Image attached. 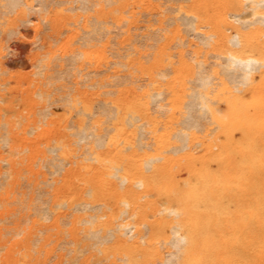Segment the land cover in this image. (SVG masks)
Segmentation results:
<instances>
[{"label":"bare ground","instance_id":"6f19581e","mask_svg":"<svg viewBox=\"0 0 264 264\" xmlns=\"http://www.w3.org/2000/svg\"><path fill=\"white\" fill-rule=\"evenodd\" d=\"M151 1L0 0V74L9 47L3 38L20 32L19 24L33 23L36 35L40 22L68 33L58 46L56 40L39 45L45 50L32 75L48 80L54 70L55 80L69 78L71 85L53 86L62 92L54 95L43 89L46 82L36 83L26 92L27 122L17 132L27 142L26 134L38 129L32 110L40 104L37 97L44 103L39 111L46 127L35 138L52 155L44 156L37 145L30 147L31 155L48 158L40 162L49 169L45 172L60 177L44 176L43 184L52 191H45L49 197L43 203L35 199L43 205L34 203V222L41 232L51 217L57 228L64 222L60 218L71 217L65 222L71 224L72 241L82 231L100 253L112 241L119 264H264V0H165L162 10ZM51 2L55 6L49 9ZM174 2L183 12L171 31L176 51L167 52L165 43L152 56L141 52L137 34H131L139 28L137 14L154 6L169 15ZM33 13L39 18L32 20ZM170 18L164 16L168 24ZM159 21L147 30L158 40L170 39L164 20ZM112 34L127 46L123 53H112L116 60L108 55ZM76 42L79 46L72 48ZM99 74L103 77L92 78ZM6 98L0 87V129L6 130L0 133V147H9L8 132L14 128L4 117L10 111L1 105ZM0 162L12 168L1 154ZM1 174L3 188L12 172ZM66 243L71 242L61 244ZM33 252L15 257L8 251L4 264H37Z\"/></svg>","mask_w":264,"mask_h":264},{"label":"rangeland","instance_id":"374dc122","mask_svg":"<svg viewBox=\"0 0 264 264\" xmlns=\"http://www.w3.org/2000/svg\"><path fill=\"white\" fill-rule=\"evenodd\" d=\"M48 1H50V0H48ZM163 1H164V3H163ZM163 1L162 0H158V1L153 0L151 2H152V5L157 4V2H158V4H160V8L162 10V9H165L164 7H166V5H167L166 1L165 0H163ZM162 3L164 5H162ZM182 3H185V2H182ZM180 4H181L180 2H174L172 4L171 9H170L171 13L169 15L166 12L163 13L162 15H160V13H159L160 9L157 10L156 7H154V6L150 7V10L148 13L137 14V16H138L137 24H138L139 28L132 29L131 34H133V35L137 34V38H135V45L137 47L140 46L138 49L141 52L150 53V55L152 56L165 43H169V46L166 48L167 52L174 53L176 51V48H174V47L172 48V46L174 45L173 43L176 40L174 38H172L175 36V34H174V32H171V31H174L176 28V25H177L176 23H173V21H175L177 23H181L180 17L182 16L183 12H182L181 8H179ZM54 6H55V3L53 4V2H51V3H49L48 8L51 9V7H54ZM152 15H153V17H152ZM165 15L171 17L170 18L171 23H169L171 25H169L167 23L168 20L164 19ZM32 16H34L35 18ZM31 18H32V20H35L39 17L36 13L35 14L33 13V14H31ZM152 19L154 20V22L151 21ZM160 19L164 20L163 27H166V29H167L166 33L170 36V39H168V40H165L164 38L162 40L161 39L158 40L157 35L152 34L146 28L147 25H151L152 28H157L160 24V21H159ZM42 23L44 24V22H40V28L41 29H39L38 35H36L32 29L33 23H31V25H30V23H23V24L18 23L20 25L18 30L20 32L13 33L14 35L10 34L13 38L10 35H6V37L4 36L3 40H5L8 43H6L2 40V42H4L7 47L9 46L8 49L11 51H9L7 48H6V50H4L8 54L6 55L5 58H3V61H5V73L3 72V74H0V83L4 81L5 86H0V87H1V92L6 93L7 98H6L4 103H1V105L2 106L7 105L10 107V111H8L4 117L9 118L11 123L14 125V128L12 129V132H8V136L11 137L9 147H2V146L0 147V154L3 155L7 160H9L12 163V168H11L10 166L7 167V166H5V164L0 162V164L2 163L1 164L2 166L0 167L1 173H3L6 170H10V172H12L11 177L7 178L4 181V185H2L3 188L0 187V198L3 197L2 201L0 202L1 203L0 204V211L2 210V212H0V228H2V229H0V264H4L3 260L6 261L8 254H9L8 251L10 252L11 255H14L15 257H19L20 254L25 252V251H29L31 254L34 251L33 256L37 257V264H67V262L69 260H71L72 258H76L75 264H90V263L95 264V262H96V264H100V263L101 264H111V263L112 264H119L120 262H119V260H117V255L115 253V247H114L112 241L105 242V247L107 248V251L105 253H100L98 251V249L96 248L98 246L94 247L95 244L92 240H89L87 238L84 239V235H82L83 234L82 231H76V233L74 234L76 241H72L71 238L73 235L69 231L71 228V224L69 222H68V224L66 223L67 221L71 220V217L68 218V216H65L64 218L67 220L63 219V217L60 218V221H64V222H62V223L60 222L59 228L52 225L53 217H51L50 219L43 222L46 225V227L43 228L44 230L41 231L42 233L38 229L39 225L35 224V222H34L35 217H37V214L36 215L34 214L36 209H37V208H35V205L37 204L36 207H38V206L40 207V205L42 206L43 205V204H41V203H43L42 200L47 199L49 197V195H48L49 192L52 191V187L45 186V183L43 184L42 180L44 179V176L48 177V178H50V177L59 178L60 175L59 176L58 175L50 176V173H46L47 171L45 172V170H49V169L46 167H43L44 163H42V165L40 163V162H44L45 159L47 161L48 158H46V157H50L52 154L49 152H46L47 150H45V145L43 143H40V141H39L40 138H38V137L35 138L36 133L40 132L43 128L46 127V124H44V123H46V119H41L43 117L42 116L43 113L41 114V112L39 111V110H41V105H43L44 103L42 101H40L37 97H35V99L38 102H40V104L37 105L35 108H32V110L34 111L33 116L35 117L36 121H39L36 123L39 126L38 129L36 130V132L32 133L31 135L26 134V137L28 140L27 142L23 141L21 139L22 138L21 133L17 134V132L21 129V127L24 124H26L27 121L24 119V117L27 116L29 113V110H28L29 107L27 106V103L25 100L26 92L32 90L36 83L41 84L40 81L46 82L45 85H42L43 89L52 91V93L54 95L61 94L62 92L60 90H56V88L51 89V88H53V86L57 87L60 84H64L66 87H68L71 85V83H70L71 79H69V78H67L69 82L65 78H63L64 80L63 79L62 80H55V78L57 76L56 75L54 76V74H56V73L53 74L54 70L49 71V73L51 74L52 77H51V79H48V80L44 79L42 76H41L42 78L39 77L37 74L32 75V72L35 70L34 65L37 63V61L39 59H41L43 57L42 55H43L45 48L40 47L42 45V43L46 42L47 40H52V41L56 40V43H54V45L58 46L62 42V40L66 38V35L68 34L66 32V30L63 28H57L56 31L53 32L51 29L48 28V26L46 24L43 25ZM165 23H167V24H165ZM23 26H28V27L23 29L22 28ZM41 26H43V27H41ZM44 26H47V27H44ZM179 26H181V25H179ZM141 28H143V29H141ZM183 28L181 26L180 29L183 30ZM44 30L46 32H43ZM114 30L113 31L115 33L118 32L117 29H114ZM51 33L53 34L52 37L49 36ZM60 33H64V34L60 35ZM144 34H147V36L143 37L142 35H144ZM157 34H159V33H157ZM183 35L185 36L187 41H191L193 43H198L197 37L195 38V36L188 35L187 33H183ZM186 35L189 36L190 38L187 37ZM38 36H39V38H38ZM47 36H48V39H47ZM112 37H113L112 41L114 43L111 41L112 44L111 43L109 44L108 55L112 60H116L115 59L116 54H112V53H115L117 51H120L119 53H123L125 51V49L127 48V46H126V44L123 46L119 45L118 41L121 39V36H119L117 34H112ZM134 37H132V38L134 39ZM11 39H13V41ZM151 39L152 40L157 39V40L152 41ZM8 40H11V42H9ZM31 41L32 42L34 41V42L32 43ZM142 42H144V44H142ZM11 43L17 44V46L19 45L18 46L19 49L15 45L18 50L17 49L14 50V46H13L14 44L12 45ZM5 44H3V45H5ZM76 46H79L78 42L74 43L72 45V48H74ZM10 47H11V49H10ZM141 47L143 48V50H141L142 49ZM146 47H147V49L150 47L148 51H147ZM187 47L188 46L186 45L184 48L186 49ZM192 48L194 49V46ZM39 49H41L42 51ZM12 51H13V56L10 55V54H12ZM70 53H71V51L67 49L66 54L70 55ZM8 55L11 56L10 59H9V57L7 58ZM67 55H65V57ZM12 60H13V62L10 63ZM173 60H176V58L174 57ZM67 61H68L67 57L64 58V56H63V58L60 61V63L63 65V68L67 67V64H66ZM208 61L212 62L213 59L209 58ZM11 74H12V76H11ZM58 75H59V73H58ZM61 75H63V74H61ZM63 77H64V75H63ZM102 77H103V74L92 76L93 79H100ZM29 79H30V82H29ZM77 79H78L79 85H80L81 80L79 77H77ZM49 80L51 81V83ZM7 83H9V84H7ZM30 84H31V86H30ZM105 89H108V88H105ZM9 90H12L16 93L9 95L7 93ZM46 105H47V103H46ZM49 108H51V107H49ZM29 117H30V119L32 118L31 115ZM4 131H6V130L0 129V133L4 132ZM19 145H20V147H19ZM35 145H37L40 149H44V156H46V157L41 158L42 157L41 154L31 155V151H30L31 148L30 147L35 148ZM1 148H3V149H1ZM36 160H37V162H36ZM33 163H35L36 165H34ZM39 168H40L41 173L38 175L36 172H38ZM23 170H24V172H23ZM48 172H50V171H48ZM48 174H49V176H47ZM1 178H3L2 174L0 175V180H2ZM20 178H21V180H20ZM40 180H41V182H40ZM22 182H23V184H22ZM26 183H28V184H26ZM27 185H29V187ZM42 186H44V187H42ZM34 190H41V192L40 191L36 192ZM5 191H7L8 193L6 194ZM45 191H49V192H45ZM35 192L39 195H37ZM34 193L40 197L35 196ZM41 194H43V195L41 196ZM23 196H25L26 199ZM35 199H39V201L41 203ZM25 200H26V202H25ZM17 202H19L21 205L20 204L18 205ZM36 202H38V203H36ZM9 203H11V205ZM34 203H36V204H34ZM22 205H23V207H21ZM31 206H33V208ZM9 209H10V211H9ZM30 209L32 211H30ZM10 212H12V213H10ZM31 212H33V214H30ZM14 213H15V215H13ZM11 214L13 217L11 216ZM24 218L27 220H25ZM61 219H63V220H61ZM32 223H33V225H32ZM28 227H29V230H28ZM77 227L80 228L81 225L78 224ZM30 228H31V230H30ZM18 231H20L21 233L19 236H16V232H18ZM79 233H80V235H78ZM33 234H35V235H33ZM25 235H27V236L29 235V237L26 239H23ZM36 235H38V236H36ZM76 235H78V237ZM33 236L35 237V240H37L36 241L37 243L35 242ZM39 238H40V240H39ZM31 239H32V241H31ZM14 240H15V242L20 240L21 245L15 246V242H13ZM68 241L71 242L70 243L71 245L69 243L68 244L66 243V245L61 244L62 242L65 243ZM33 242H35V243H33ZM13 244L15 247L13 246ZM59 244H60V246H59ZM28 246H30V247H28ZM76 246H77V248H76ZM8 247H11V249ZM26 247H28V248H26ZM33 247H35V248H33ZM94 248H96V249H94ZM18 249H20V251H18ZM68 249L71 250V251H69L70 254H69V252H66V251H68ZM74 249L76 251H74ZM43 250H44V252H43ZM10 254H9V256L11 257ZM65 254H67L66 257H65ZM40 255H41V257H40ZM53 256H55V257L53 259H51ZM8 259H9V257H8ZM49 259H51V260H49ZM55 259H56V262H55ZM59 259H61V260H59ZM53 262H55V263H53Z\"/></svg>","mask_w":264,"mask_h":264}]
</instances>
